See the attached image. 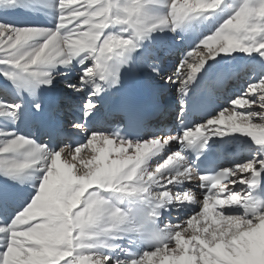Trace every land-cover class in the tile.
<instances>
[{
    "label": "snow or ice",
    "instance_id": "obj_1",
    "mask_svg": "<svg viewBox=\"0 0 264 264\" xmlns=\"http://www.w3.org/2000/svg\"><path fill=\"white\" fill-rule=\"evenodd\" d=\"M46 6L49 27L0 23V97L20 96L0 99V264H264V74L203 123L186 126L185 106L194 85L206 97L229 88L237 74L224 57L264 69V0ZM44 7L0 0V12ZM166 32L192 45L168 69L175 41L156 35ZM57 78L71 94L45 97ZM156 81L178 104L161 106ZM169 113L179 121L171 131ZM230 136L252 141L251 159L201 174L185 155L198 144L207 159L209 141ZM193 182L199 195L184 188Z\"/></svg>",
    "mask_w": 264,
    "mask_h": 264
},
{
    "label": "bare ground",
    "instance_id": "obj_2",
    "mask_svg": "<svg viewBox=\"0 0 264 264\" xmlns=\"http://www.w3.org/2000/svg\"><path fill=\"white\" fill-rule=\"evenodd\" d=\"M47 2V1H46ZM233 2L235 3V5L238 7V3L240 4L241 2H242V0H233ZM151 10H153V11H156V9L155 8H153V9H151ZM11 18H14L15 20H20L17 16H11ZM36 19H37V17H36ZM35 19V20H36ZM40 24H42V22L40 23ZM38 25H39V23H38ZM45 25H47V26H51V25H49L48 24V21L45 23ZM156 35H165V36H167L170 40H173V38L176 36V35H178V32L177 33H172V32H166V33H156ZM177 38H179L180 39V36H177ZM180 41H182L181 39H180ZM179 49H181V51L183 50V45H180L179 47H178ZM176 49H177V47H176ZM179 54V53H178ZM239 56H241L242 58H244L245 60H252V58L251 57H248V56H245V55H243V54H238ZM171 56H174V55H171ZM176 58H178V57H176ZM224 58H229V57H224ZM223 58V59H224ZM217 59H219V57L217 58ZM210 63V62H209ZM242 63V62H241ZM244 63V62H243ZM163 66H164V68H166V69H168V68H170L171 67V65L170 64H163ZM260 70V67H257V71H255V72H258ZM143 76H139V77H134V78H142ZM58 79V78H57ZM61 82H64V81H61ZM250 82V80H248L247 82H245V83H249ZM245 83H241V87H243V85H245ZM53 84L55 85V89L53 90V89H51V90H49V91H44L43 89L41 90L42 91V93H43V95L45 96V97H54V96H56V95H59L60 93H62V92H65L66 91V87H64V86H62V87H60L59 85H58V81L57 80H55V81H53ZM9 87L11 88V85H9ZM60 87V88H59ZM167 91H169V95H171V94H173L174 93V89H170V88H168L167 89ZM166 93L167 92H162V94H161V99L162 98H164V96L166 95ZM11 95L12 96H15V95H17L16 93H15V91H12V93H11ZM8 96V95H7ZM4 98H6V96H3ZM20 98V96H15V100H17V99H19ZM25 99H28L27 97H25ZM168 101V99H166V102ZM6 126V121H0V128H3V127H5ZM9 128L11 127L10 125L8 126ZM20 130H22V131H25L26 133H29V130L28 129H26V128H24L23 126H20ZM18 187H25V188H28L30 191H32L33 193H34V189H32V188H30V186L29 185H18Z\"/></svg>",
    "mask_w": 264,
    "mask_h": 264
},
{
    "label": "rangeland",
    "instance_id": "obj_3",
    "mask_svg": "<svg viewBox=\"0 0 264 264\" xmlns=\"http://www.w3.org/2000/svg\"><path fill=\"white\" fill-rule=\"evenodd\" d=\"M46 1H47V2H46ZM253 1H255V0H253ZM48 3H49V0H44V5H45L44 8L48 9L47 6H46ZM234 5H235V3H234ZM235 6H236V5H235ZM238 6H239V3H238ZM36 21H37V22H36ZM35 22H36V24H37V25H35V26H39V25H41V24H40L41 21H39L38 19H36V20L33 21V23H35ZM38 23H39V25H38ZM42 27H49V26H47V25L44 24ZM59 88H60V87H59ZM34 194H35V190H34Z\"/></svg>",
    "mask_w": 264,
    "mask_h": 264
}]
</instances>
